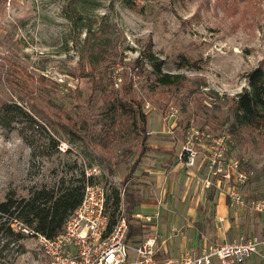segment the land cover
Here are the masks:
<instances>
[{
  "label": "rangeland",
  "instance_id": "1",
  "mask_svg": "<svg viewBox=\"0 0 264 264\" xmlns=\"http://www.w3.org/2000/svg\"><path fill=\"white\" fill-rule=\"evenodd\" d=\"M131 1L133 8L122 0H0V103L32 105L56 123L88 129L82 140L55 134L57 150L46 157H32L17 130L0 129V201L9 190L25 195L32 184L80 171L87 177L95 169L93 183L105 191L112 222L119 213L125 216L126 199L157 207L130 219L139 242L156 237L157 243L158 227L166 223L178 232L175 224L192 218L171 209L187 210L192 203L205 207L198 229H213L214 205L225 197L229 230L237 224L242 232L234 239L259 236L264 218L252 217L247 203L264 198V132L236 142L228 132L226 101L247 85L245 73L264 61V0ZM149 44L163 72L184 77L180 84L156 86L150 65H135ZM179 55L197 66L177 68ZM94 82L141 102L149 150L140 163L133 134L102 146L106 126L100 113L107 99ZM213 159L220 163L210 168ZM134 161L138 165L130 173ZM234 164L247 176L242 186L223 176ZM233 188L242 193V204L227 195ZM206 195L211 199L204 200ZM20 244L23 251L16 252ZM3 255L0 264H48L30 237Z\"/></svg>",
  "mask_w": 264,
  "mask_h": 264
},
{
  "label": "trees",
  "instance_id": "2",
  "mask_svg": "<svg viewBox=\"0 0 264 264\" xmlns=\"http://www.w3.org/2000/svg\"><path fill=\"white\" fill-rule=\"evenodd\" d=\"M82 1L83 0H79ZM125 6L133 8L134 2L122 0ZM74 8L72 11L74 12ZM68 18H72L68 15ZM73 19V18H72ZM104 40H97L103 43ZM148 63L153 75V83L163 86H175L182 82L183 76L163 72L162 61L154 54L149 44L135 59L136 66ZM196 63L184 55H179L177 68L196 67ZM247 85L234 97L226 101L228 110V132L236 142H244L252 137L253 131L264 132V61L244 75ZM98 84V85H97ZM94 82V89L104 93L107 105L100 120L106 126L101 134L102 146L107 148L123 133L133 134L140 148L138 163L142 161L149 145L147 140V114L142 109L140 101L118 97L114 90L105 91L101 83ZM126 89L123 90L126 93ZM66 119H70L66 117ZM58 122V121H57ZM83 125V124H82ZM75 128L72 125L56 123L43 110L24 105L11 100L0 103V129L17 130L21 138L31 148L32 157H46L51 150H57L59 139L54 135L63 131L65 134L77 136L80 140L87 135L85 125ZM243 140V141H241ZM101 144V142H100ZM133 162L129 172L132 173L138 165ZM70 168H67L69 171ZM127 176V175H126ZM87 183H93V177H85L84 171L77 175L61 176L52 181L32 184L26 188L25 195H18L9 190L0 201V256L8 254L13 246L25 238L24 234L12 228L14 221H19L34 232L47 237L57 236L66 220L80 204ZM116 206L118 196L116 197ZM134 201L126 199L125 216L128 222L127 239L136 233V226L130 222ZM115 220H113L114 222ZM21 248V249H19ZM22 245L16 252H22Z\"/></svg>",
  "mask_w": 264,
  "mask_h": 264
},
{
  "label": "built area",
  "instance_id": "3",
  "mask_svg": "<svg viewBox=\"0 0 264 264\" xmlns=\"http://www.w3.org/2000/svg\"><path fill=\"white\" fill-rule=\"evenodd\" d=\"M221 153L217 156L219 157ZM191 153L189 159L194 158ZM219 164L212 160L210 168ZM95 169L86 171V176L95 174ZM224 178L242 186L247 176L234 164ZM227 195L235 204L243 203V195L237 188ZM252 211L264 217V198L247 203ZM12 228L34 239L48 259V264H241L252 256L264 260V236L241 238L227 243L204 242L197 252L184 250L177 259L158 261L156 259V237L142 242L127 239L128 222L123 213L111 221L107 212L106 196L103 187L97 183H87L78 207L64 223L55 237H47L34 232L19 221Z\"/></svg>",
  "mask_w": 264,
  "mask_h": 264
},
{
  "label": "crops",
  "instance_id": "4",
  "mask_svg": "<svg viewBox=\"0 0 264 264\" xmlns=\"http://www.w3.org/2000/svg\"><path fill=\"white\" fill-rule=\"evenodd\" d=\"M155 166V165H154ZM152 166L149 168H146V170L149 171L150 176L148 177L151 179V174L152 173ZM155 187L157 183H154ZM188 191V190H187ZM183 194V193H182ZM192 193L188 195V199L192 198ZM182 199L184 200L187 197V193H184L182 196ZM211 196L206 195L204 200H210ZM202 200V199H201ZM134 201V206L132 207L131 210V215L134 216V213L136 212H142L143 214L146 213V211H156L157 207H142L137 204L135 199ZM227 198L225 197L224 199H219V201L214 205L215 208L218 211V215L214 216V218L211 221L212 228L211 230H204L200 231L198 229V225L203 221V219L206 217L205 213V207H201L200 205L198 206L197 209H195L194 204L192 203L190 207H187V210L185 209H179V210H174L171 209L173 212H178V215H184L190 219V223H183L182 225L179 223L175 224V229L178 232H173L171 231V228L166 225H161L158 228V235L159 240L156 243V259L158 261H165V260H171V259H177L181 253L184 250H190L192 252H197L200 245L204 241H209V242H217V243H227L234 241V239L237 236H239L241 232V228L237 224H233V231L229 230V228L232 226L228 221H227V211L225 212V206L227 203ZM203 202V200H202ZM212 202V201H211ZM215 202V200L213 201ZM161 208V206H160ZM158 207V209H160ZM163 208H168V206H163ZM161 209V212L165 213V210ZM169 210V209H168ZM233 211V210H232ZM180 213V214H179ZM252 217H258V215L251 210ZM169 217H173L170 214H167ZM174 218V217H173ZM264 218V217H262ZM258 220V219H257ZM238 221L236 220V223ZM175 223V222H174ZM173 224V222H171ZM174 226V225H173ZM138 232L130 237V241L138 243L140 240V237L138 236ZM264 236V226L260 228V233L259 236H252V237H262ZM212 264H221L218 260H213ZM241 264H264V260H262L258 256H252L245 260Z\"/></svg>",
  "mask_w": 264,
  "mask_h": 264
}]
</instances>
